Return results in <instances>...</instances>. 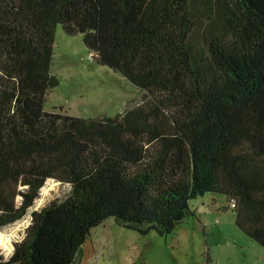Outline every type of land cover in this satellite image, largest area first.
Returning a JSON list of instances; mask_svg holds the SVG:
<instances>
[{
  "label": "trees",
  "instance_id": "trees-1",
  "mask_svg": "<svg viewBox=\"0 0 264 264\" xmlns=\"http://www.w3.org/2000/svg\"><path fill=\"white\" fill-rule=\"evenodd\" d=\"M57 26L142 103L101 119L44 112ZM47 180L69 195L33 211L0 264H75L107 218L169 235L205 193L264 249V0H0V228Z\"/></svg>",
  "mask_w": 264,
  "mask_h": 264
},
{
  "label": "rangeland",
  "instance_id": "rangeland-1",
  "mask_svg": "<svg viewBox=\"0 0 264 264\" xmlns=\"http://www.w3.org/2000/svg\"><path fill=\"white\" fill-rule=\"evenodd\" d=\"M50 75L58 86L47 91L43 110L82 119L114 117L140 105L144 93L121 75L96 65L82 35L54 32ZM70 193L65 184L47 180L25 217L0 228V257L8 259L21 241L30 214ZM19 201V200H18ZM192 212L166 236L147 235L121 227L113 218L90 230L75 264H264V249L235 225L226 197L205 193L189 201Z\"/></svg>",
  "mask_w": 264,
  "mask_h": 264
}]
</instances>
